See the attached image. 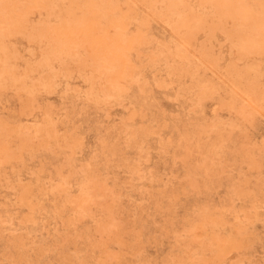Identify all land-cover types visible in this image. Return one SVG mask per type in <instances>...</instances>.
Here are the masks:
<instances>
[{
    "label": "rangeland",
    "instance_id": "1",
    "mask_svg": "<svg viewBox=\"0 0 264 264\" xmlns=\"http://www.w3.org/2000/svg\"><path fill=\"white\" fill-rule=\"evenodd\" d=\"M0 264H264V0H0Z\"/></svg>",
    "mask_w": 264,
    "mask_h": 264
}]
</instances>
